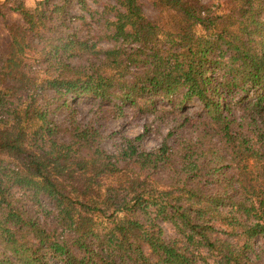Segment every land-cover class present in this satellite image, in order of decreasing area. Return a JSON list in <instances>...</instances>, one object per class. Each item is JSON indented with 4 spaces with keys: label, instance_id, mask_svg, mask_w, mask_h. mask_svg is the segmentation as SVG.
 <instances>
[{
    "label": "trees",
    "instance_id": "1",
    "mask_svg": "<svg viewBox=\"0 0 264 264\" xmlns=\"http://www.w3.org/2000/svg\"><path fill=\"white\" fill-rule=\"evenodd\" d=\"M73 1L13 0L6 25L0 264H264V0H115L98 18ZM84 97L170 129L153 149L106 135L78 119Z\"/></svg>",
    "mask_w": 264,
    "mask_h": 264
},
{
    "label": "rangeland",
    "instance_id": "2",
    "mask_svg": "<svg viewBox=\"0 0 264 264\" xmlns=\"http://www.w3.org/2000/svg\"><path fill=\"white\" fill-rule=\"evenodd\" d=\"M5 0H0V9H2L0 13V48L4 47L10 41L8 36V31L6 28L7 23L13 20H21V15L16 8H14V2L3 7L2 4ZM25 4L29 7H36L40 0H23ZM221 1V0H218ZM111 3L114 4L115 0H87V4L90 8L97 9L96 18L100 16H108L110 17V11L106 12L107 8H105V4ZM217 3V2H216ZM69 9H71L72 17L84 14L90 18V14L87 11H84L80 8V4L78 0H74L70 5ZM218 10H221V7H218ZM95 18V20H97ZM74 19V18H73ZM82 20L78 18L76 20L71 21V25L76 28L83 26ZM106 45V42L102 43ZM93 99L90 97H84L79 100H72V105L76 106L79 109L78 119L84 123H93L96 127H99L102 133L111 134L113 131L118 130L119 133H125L130 136H136L140 133H144V138L142 139L143 145L148 149L156 148L162 141L164 136L167 134L168 130L171 126V120L167 118L160 117L154 118V116H146V117H136L133 115L129 109H126V114L123 116H118L116 118H112L109 116L107 112L97 110V106L94 105ZM197 103H192L188 108L196 109L198 108ZM116 138L114 135L110 139L105 141V145L107 148L111 149V142ZM165 224L166 232L171 233V227L169 224Z\"/></svg>",
    "mask_w": 264,
    "mask_h": 264
}]
</instances>
